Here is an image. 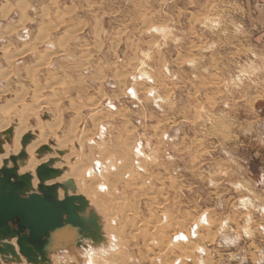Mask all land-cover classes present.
<instances>
[{
    "label": "rangeland",
    "instance_id": "1",
    "mask_svg": "<svg viewBox=\"0 0 264 264\" xmlns=\"http://www.w3.org/2000/svg\"><path fill=\"white\" fill-rule=\"evenodd\" d=\"M1 68L0 127L37 135L23 171L54 140L105 229L52 264H264V0H0Z\"/></svg>",
    "mask_w": 264,
    "mask_h": 264
},
{
    "label": "water",
    "instance_id": "2",
    "mask_svg": "<svg viewBox=\"0 0 264 264\" xmlns=\"http://www.w3.org/2000/svg\"><path fill=\"white\" fill-rule=\"evenodd\" d=\"M13 133L14 125L0 132V154ZM36 137L32 131L24 134L19 153L5 158L0 167V264H52L51 255L60 250L106 241L101 216L85 195L77 193L74 179L57 181L68 170L56 167L67 151L54 150V140L40 146L36 156L57 155L37 166L36 174L20 172Z\"/></svg>",
    "mask_w": 264,
    "mask_h": 264
},
{
    "label": "bare ground",
    "instance_id": "3",
    "mask_svg": "<svg viewBox=\"0 0 264 264\" xmlns=\"http://www.w3.org/2000/svg\"><path fill=\"white\" fill-rule=\"evenodd\" d=\"M68 37V36H67ZM0 75H1V73H0ZM133 87V86H132ZM131 88V87H130ZM129 88V89H130ZM131 92H134L133 90L131 91ZM36 94V93H35ZM34 94V95H35ZM92 103V102H91ZM91 109H94V105L91 107ZM74 124H75V122H74ZM72 125V124H70L71 126H75V125ZM5 126V125H4ZM4 126H2V127H4ZM7 126V125H6ZM5 126V127H6ZM2 127H0V128H2ZM51 127V126H50ZM9 128V127H8ZM7 127H6V129H4L3 131H5V130H7L8 129ZM75 127H73V129H74ZM72 129V127H67L66 129H64V131L65 132H67V131H75V130H73ZM159 130V129H158ZM2 131V129H1V131L0 132H3ZM48 132H50V133H53L54 131L52 130V128H50L49 129V131ZM157 132V131H156ZM18 133H20V132H14L13 133V137L15 138V140H16V144H21V139H22V137H23V135L24 134H26V133H23V134H21L20 135V138H19V141H18V139H17V137L19 136L18 135ZM69 133V132H68ZM71 134V133H70ZM69 135V134H68ZM64 137V136H63ZM82 137V136H81ZM85 136H83V138H84ZM92 137V136H91ZM70 137H67V136H65L64 138H63V140L62 141H66V140H68V141H72L71 139H69ZM87 138V137H86ZM88 138H90V137H88ZM73 139V138H72ZM82 139V138H81ZM80 142H94V139H87V141L84 139L83 141L81 140ZM74 143V142H73ZM78 143H79V141H78ZM78 143H77V145H78ZM33 146H34V144L32 145V143L27 147V152L30 154L29 155V160H31L33 157L31 156V154H32V150H33ZM90 146V145H89ZM12 147H15V145H12V146H10V145H4V148H12ZM61 147H64V146H61ZM75 147V146H74ZM92 147V146H91ZM78 148V147H77ZM95 148V147H94ZM98 149V148H97ZM122 149V148H121ZM109 150V149H108ZM110 151V150H109ZM131 151V150H130ZM107 154H106V156L104 157L103 156V158H105L106 159V161H113V163L115 162V161H118V157H119V155L117 156V154H115L114 152H106ZM140 153V152H139ZM97 154H99V153H97ZM101 154V153H100ZM105 155V154H104ZM122 155V154H121ZM125 155H126V153H125ZM70 156V155H69ZM96 156V151H95V149H91L90 151H89V153H88V155H87V157L88 158H92V157H95ZM101 156V155H100ZM7 157H9V151H8V149L7 150H4V153H2V154H0V165L3 163V160L5 159V158H7ZM128 157V156H127ZM125 158V157H124ZM123 158V159H124ZM129 158V157H128ZM131 158V157H130ZM74 159H75V157H74ZM121 159V158H120ZM67 160L68 161H70L69 160V158H67ZM91 162H92V159L90 160ZM121 161H123V160H121ZM131 161V160H130ZM129 161V162H130ZM89 162V161H88ZM142 162H145L144 160L142 161ZM90 163V162H89ZM135 163V162H134ZM133 163V164H134ZM81 164V163H80ZM59 165V164H58ZM93 165V164H92ZM126 165V164H125ZM29 165L27 164L26 166H24L23 168H21V173H25L23 170L25 169V168H27ZM77 166H79V164L77 165ZM82 166V165H81ZM80 166V167H81ZM94 166V165H93ZM124 166V165H123ZM132 166V165H131ZM95 167V166H94ZM110 167H112L113 169H115V165H112V166H110ZM143 167V166H142ZM79 168V167H78ZM121 168H122V166H121ZM121 168H119V170L121 171L122 169H124V168H126V167H123L122 169ZM81 169V168H80ZM90 169V168H89ZM77 171L79 170V169H76ZM106 170V169H105ZM104 170V171H105ZM108 170V169H107ZM109 170H110V172L111 171H113L111 168H109ZM128 170V169H127ZM130 170V169H129ZM96 171V170H95ZM102 171V170H101ZM118 171V170H117ZM115 172V173H118V172ZM33 172V171H32ZM103 172V171H102ZM147 172V171H146ZM34 173V172H33ZM106 173V172H105ZM112 173H114V171L112 172ZM121 173V172H120ZM129 173V172H128ZM130 173H131V171H130ZM148 173V172H147ZM89 174H91V173H89ZM100 174H101V172H100ZM134 174V173H133ZM96 175V174H95ZM98 175V174H97ZM112 175V174H111ZM121 175V174H120ZM94 176V175H93ZM92 176V177H93ZM131 176V175H130ZM142 176V175H141ZM89 177V176H88ZM98 176H96V178H97ZM123 177H124V175H123ZM161 177V176H160ZM70 178V177H69ZM100 179V178H99ZM37 181H38V179L37 178H35V184L37 183ZM96 181H99L98 180V178H97V180ZM121 182V181H120ZM135 183V182H134ZM142 183V182H141ZM106 184V183H105ZM109 184H110V182H109ZM130 184V183H129ZM132 184V183H131ZM78 185V184H77ZM100 185V184H99ZM103 186H104V184H103ZM102 186V187H103ZM111 186V185H110ZM99 187V186H98ZM106 187V186H105ZM112 187V186H111ZM121 187V186H120ZM111 189V188H110ZM105 190V189H104ZM62 191V190H61ZM77 192H79L78 191V189H77ZM61 193V192H60ZM107 217V216H106ZM152 219V218H151ZM150 219V220H151ZM203 219V218H202ZM155 220V219H154ZM153 220V221H154ZM175 223H181V219H179V218H176L175 220ZM174 223V224H175ZM196 223V222H195ZM198 223V222H197ZM200 224V223H199ZM184 226H185V224H184ZM196 226V225H195ZM200 226V225H199ZM192 229V228H191ZM103 230H105L104 229V227H103ZM189 232V231H188ZM178 233V232H177ZM104 234H105V232H104ZM182 234H184V233H182ZM177 235V234H176ZM175 235V236H176ZM179 235H180V233H179ZM194 235V234H193ZM166 236H167V233L165 232V233H163V235L161 236L162 237V241H164V242H166L167 240H165L166 239ZM178 236V235H177ZM177 236H176V238H177ZM186 236V235H185ZM106 237V236H105ZM178 238H179V236H178ZM186 238V237H185ZM182 239H183V236H182ZM173 241V240H172ZM108 242V241H107ZM164 242H162V243H164ZM167 244V243H166ZM172 244V243H171ZM113 245V244H112ZM18 247V246H17ZM82 247H84V246H82ZM94 247V246H93ZM114 248V247H113ZM112 248V249H113ZM195 248V247H194ZM101 249H105V248H103V247H101ZM100 249V250H101ZM106 250V249H105ZM109 250V249H108ZM113 251V250H112ZM100 252H102V251H100ZM107 252V251H106ZM109 253V252H108ZM114 253V252H113ZM125 253V252H124ZM118 254V253H117ZM184 254V253H183ZM92 256H93V254H92ZM114 256V255H113ZM122 256V255H121ZM97 257V256H96ZM92 258V257H91ZM181 258V257H180ZM94 259V258H93ZM57 260V259H56ZM179 259H177V261H178ZM94 261V260H93ZM93 261L92 260H90V261H88L86 264H94L93 263ZM174 262V261H173ZM96 263V262H95Z\"/></svg>",
    "mask_w": 264,
    "mask_h": 264
},
{
    "label": "clouds",
    "instance_id": "4",
    "mask_svg": "<svg viewBox=\"0 0 264 264\" xmlns=\"http://www.w3.org/2000/svg\"><path fill=\"white\" fill-rule=\"evenodd\" d=\"M249 206L255 207V204L249 201ZM259 211L264 212V208L259 209ZM242 231H243L244 237L250 238L252 236V233L247 228H244ZM240 239H241L240 234H236L235 236H232V237H225L224 243L226 246H234L239 243Z\"/></svg>",
    "mask_w": 264,
    "mask_h": 264
},
{
    "label": "crops",
    "instance_id": "5",
    "mask_svg": "<svg viewBox=\"0 0 264 264\" xmlns=\"http://www.w3.org/2000/svg\"><path fill=\"white\" fill-rule=\"evenodd\" d=\"M1 70H2V68L0 69V73H1V75H2V71H1ZM1 75H0V76H1ZM46 115H48V114H46ZM50 126H51V127H49V129L52 128V125H50ZM66 126H71V125L68 124V125H66ZM10 127H11V126H10ZM22 127H23V126H22ZM49 129L47 130V133H50V132H48ZM25 130H26V129L23 130V129H19V128H17V127H14V132H15V131H16V132H20L19 134H23V133L25 132ZM0 131H1V130H0ZM63 131H64V130H63ZM97 138H100V137L97 136ZM18 141H19V140H18ZM95 141H97V139H95L94 142H95ZM15 143H16V140H15V138L13 137V138H12V141H11V143H10V146H12V145L15 144ZM106 162H108V161H106ZM111 162H113V161H111Z\"/></svg>",
    "mask_w": 264,
    "mask_h": 264
}]
</instances>
